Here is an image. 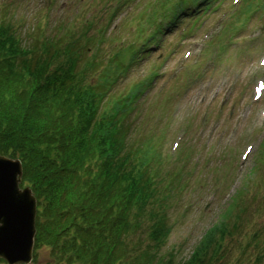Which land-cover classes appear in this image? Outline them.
<instances>
[{
	"label": "trees",
	"instance_id": "trees-1",
	"mask_svg": "<svg viewBox=\"0 0 264 264\" xmlns=\"http://www.w3.org/2000/svg\"><path fill=\"white\" fill-rule=\"evenodd\" d=\"M185 2L162 0L161 15L154 7L145 22L153 30L139 45L160 35L168 3L175 11ZM79 16L44 34L45 13L24 37L15 17L0 18V152L22 159V184L38 199L33 264H264V232L243 240L240 220L226 211L188 257L168 247L169 208L184 174L167 168L159 133L135 136L145 121L133 117L148 109L133 99L149 80L117 88L137 51L123 44L99 62L95 21Z\"/></svg>",
	"mask_w": 264,
	"mask_h": 264
},
{
	"label": "rangeland",
	"instance_id": "rangeland-1",
	"mask_svg": "<svg viewBox=\"0 0 264 264\" xmlns=\"http://www.w3.org/2000/svg\"><path fill=\"white\" fill-rule=\"evenodd\" d=\"M60 2L64 3L48 10L55 23L64 18L58 12L72 4L71 0L57 1ZM147 2L131 0L112 20L109 19L110 14L104 18L101 16L99 21H102L101 25L111 41L116 40L120 44L133 35L134 31L129 34L132 25L124 27L125 13L128 11L131 16L145 14L149 11ZM47 3L48 0H0V17L9 14V17L16 18L23 33L25 30L33 31V13L41 11L37 7L45 9ZM104 3L101 1L97 5L99 15ZM233 8L232 0H224L221 7L203 12L202 19L195 26L194 36L186 39H180L178 31L180 26H185L183 18L177 29L174 28L177 33L169 34V28L161 38L165 40L163 45L149 48L147 55L151 58L135 63L129 79L139 78L153 63L166 73L155 84L149 98L167 107L169 114L156 127V122L151 120L156 110L152 109V102L148 99L146 118L150 126L156 128L153 133H159L163 139H159L160 150L164 158L169 155L167 168L171 167L169 169L176 172L181 170L185 176V182L169 209L173 226L167 241L168 247H175L181 258L192 253L206 229L221 219L223 211L228 213L229 221L240 220L241 226L236 228L235 234L244 236L243 240H250L257 230L264 232V117L261 115L264 97L259 101L253 98L256 79L264 74L258 70L264 55V9L256 10L249 21H239L241 30H232L223 36V42L229 44L228 51L223 54L221 49V61L213 62V53L219 50L216 41L222 42L218 34H222L235 15L242 13L240 8L235 14H230ZM20 17L25 22L22 23ZM37 20L36 17L35 22ZM259 29L261 34L256 35ZM229 36L232 41L228 40ZM31 39L28 37L27 41ZM211 40L214 41L210 43ZM110 44L109 50L113 48ZM204 48L206 50L202 51ZM127 55L130 57L131 54ZM161 56L163 58L158 61ZM197 59L198 64L189 67ZM182 70L194 71L195 74L189 77ZM176 72L179 74L173 77ZM182 76L187 82L178 79ZM161 79L169 81L165 88L159 85ZM170 90L178 91V96L173 95L169 99ZM163 127L164 131L161 130ZM145 132L142 126L136 134L143 138ZM182 137L183 148L181 152H175L173 145ZM247 144H253L254 148L248 159L243 160L241 154ZM240 189H243L242 200L233 202L232 198ZM241 252L236 245L231 258L235 261Z\"/></svg>",
	"mask_w": 264,
	"mask_h": 264
},
{
	"label": "water",
	"instance_id": "water-1",
	"mask_svg": "<svg viewBox=\"0 0 264 264\" xmlns=\"http://www.w3.org/2000/svg\"><path fill=\"white\" fill-rule=\"evenodd\" d=\"M22 177V160L0 152V257L10 264L31 263L37 233V197Z\"/></svg>",
	"mask_w": 264,
	"mask_h": 264
}]
</instances>
